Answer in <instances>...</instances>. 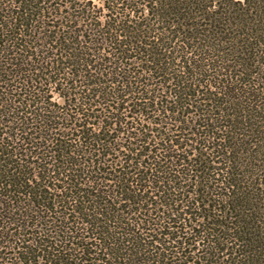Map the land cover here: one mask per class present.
<instances>
[{"label":"trees","instance_id":"16d2710c","mask_svg":"<svg viewBox=\"0 0 264 264\" xmlns=\"http://www.w3.org/2000/svg\"><path fill=\"white\" fill-rule=\"evenodd\" d=\"M0 264H264V0H0Z\"/></svg>","mask_w":264,"mask_h":264}]
</instances>
